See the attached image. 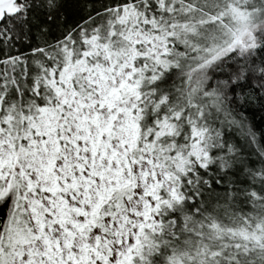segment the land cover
I'll use <instances>...</instances> for the list:
<instances>
[{"label": "snow or ice", "instance_id": "obj_1", "mask_svg": "<svg viewBox=\"0 0 264 264\" xmlns=\"http://www.w3.org/2000/svg\"><path fill=\"white\" fill-rule=\"evenodd\" d=\"M0 264H264V0H0Z\"/></svg>", "mask_w": 264, "mask_h": 264}]
</instances>
